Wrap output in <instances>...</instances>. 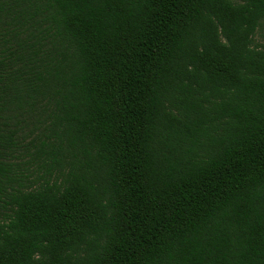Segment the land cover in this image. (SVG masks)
Returning <instances> with one entry per match:
<instances>
[{
    "label": "trees",
    "instance_id": "1",
    "mask_svg": "<svg viewBox=\"0 0 264 264\" xmlns=\"http://www.w3.org/2000/svg\"><path fill=\"white\" fill-rule=\"evenodd\" d=\"M264 0H0V264H264Z\"/></svg>",
    "mask_w": 264,
    "mask_h": 264
},
{
    "label": "rangeland",
    "instance_id": "2",
    "mask_svg": "<svg viewBox=\"0 0 264 264\" xmlns=\"http://www.w3.org/2000/svg\"><path fill=\"white\" fill-rule=\"evenodd\" d=\"M253 41L258 46L264 44V21L257 28Z\"/></svg>",
    "mask_w": 264,
    "mask_h": 264
}]
</instances>
